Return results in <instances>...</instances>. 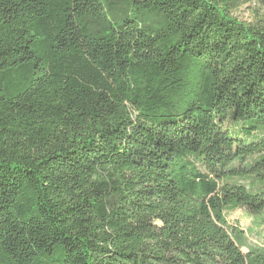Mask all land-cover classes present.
I'll use <instances>...</instances> for the list:
<instances>
[{
    "label": "trees",
    "instance_id": "obj_1",
    "mask_svg": "<svg viewBox=\"0 0 264 264\" xmlns=\"http://www.w3.org/2000/svg\"><path fill=\"white\" fill-rule=\"evenodd\" d=\"M248 1L0 0V264H264Z\"/></svg>",
    "mask_w": 264,
    "mask_h": 264
},
{
    "label": "rangeland",
    "instance_id": "obj_2",
    "mask_svg": "<svg viewBox=\"0 0 264 264\" xmlns=\"http://www.w3.org/2000/svg\"><path fill=\"white\" fill-rule=\"evenodd\" d=\"M233 15L244 22L257 21L264 16V0H249L236 9ZM249 181L244 182L247 184ZM227 220L231 225H237L244 231L250 245L264 247V226L256 223L245 210L228 212Z\"/></svg>",
    "mask_w": 264,
    "mask_h": 264
}]
</instances>
